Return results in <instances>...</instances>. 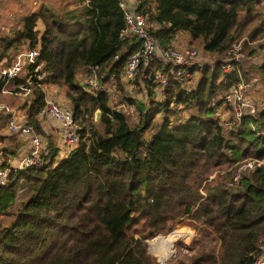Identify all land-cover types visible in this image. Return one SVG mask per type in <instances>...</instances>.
Here are the masks:
<instances>
[{
    "label": "trees",
    "instance_id": "16d2710c",
    "mask_svg": "<svg viewBox=\"0 0 264 264\" xmlns=\"http://www.w3.org/2000/svg\"><path fill=\"white\" fill-rule=\"evenodd\" d=\"M260 3L138 0L153 39L178 45L184 35L190 46L198 41L202 52L218 59L200 68L188 92L172 74L161 101L147 82L148 104L125 96L120 102L134 104L136 118L112 110L109 92L77 78L95 74L98 85L113 80L122 90L121 74L140 42L120 35L125 20L118 0L41 5L22 16L18 27L0 33V67L25 48L39 52L43 79L37 81L27 66L13 82L32 79L19 109L35 131L41 132L44 86L52 85L68 99L80 135L63 158L48 135V152L23 169L7 164L21 148L18 136H0L1 165L9 169L7 182L0 184V264H156L147 241L183 222L197 235L188 247L192 254L179 264H255L264 239V165L239 168L250 158L264 159V59L258 66L261 103L255 96L259 110L240 121L229 115L228 126L218 112L229 88L253 79L241 63L222 58L245 36L254 41L262 35ZM1 114L0 130L8 116ZM150 245L155 251L153 241ZM171 252L172 247L164 249L162 260Z\"/></svg>",
    "mask_w": 264,
    "mask_h": 264
},
{
    "label": "built area",
    "instance_id": "2783aa9c",
    "mask_svg": "<svg viewBox=\"0 0 264 264\" xmlns=\"http://www.w3.org/2000/svg\"><path fill=\"white\" fill-rule=\"evenodd\" d=\"M263 1L264 0H260ZM119 6L123 10L125 28L120 35H134L139 38L140 46L127 59L124 70L121 74V83L128 88L134 86V81L140 78L143 88L146 93L147 101L136 100L142 102L144 105L148 104V95L145 82L151 83L155 98L159 101L163 100V91L168 87L172 74L180 83V86L185 91H190L195 88V74L198 68L214 63L213 59H207L204 52L200 49L190 45H163L161 42L152 38L149 27L148 15L138 11V0H118ZM2 30V24H0ZM241 51V44L233 45V48L228 52L229 59L239 62ZM37 49L25 48L20 51L14 61L10 65L0 67V80L3 82L1 92H8L5 86L13 83L14 80L20 76L23 69L27 66L33 67L34 78L37 81L43 79L44 74L40 72V65L37 63L38 57ZM207 59V63L204 60ZM169 66L170 71L163 72L157 66ZM230 64L224 67V70L230 69ZM31 77L26 79V85L19 84L13 92L18 98H26L30 92L31 87L27 84L31 81ZM97 83L96 75L88 82L89 86L95 90L107 91V89H98L93 84ZM136 83V81H135ZM98 84V83H97ZM253 83L246 80L239 81L236 85L229 88L222 95L223 108L226 112L219 111L220 122L223 126H228L229 121H225L226 117L231 115L232 121H240L242 117L247 115H254L259 110V103L253 93ZM44 92V105L38 112L40 120H53L59 124L60 127V158L67 156L79 143V126L74 121V112L66 101L57 97L47 96ZM11 93V92H10ZM111 109L124 113L126 115L137 116L136 106L128 103V101L119 102L117 105H111ZM8 113L6 118V125L10 132L18 134L22 139L27 141V152L17 161L16 169L27 168L31 165L37 164L41 160V156L48 152V141H46L43 134L35 131V128L25 117L19 116L8 104H0V111ZM222 113V114H221ZM224 116V119L220 117ZM260 165H264V159L250 158L243 165L240 166L239 172L249 169H256ZM9 169L2 167L0 163V184L7 182ZM237 179V175L234 176ZM181 236V235H180ZM179 237V236H178ZM255 264H264V239L258 242Z\"/></svg>",
    "mask_w": 264,
    "mask_h": 264
},
{
    "label": "rangeland",
    "instance_id": "374dc122",
    "mask_svg": "<svg viewBox=\"0 0 264 264\" xmlns=\"http://www.w3.org/2000/svg\"><path fill=\"white\" fill-rule=\"evenodd\" d=\"M74 0H0V24H2V30H0V33L8 32L10 29L18 27L20 25V20L22 16L36 11L41 5H50L55 8H60L64 4H69L70 2H73ZM74 6V5H72ZM256 14L260 16H264V2L261 1L259 7L256 9ZM261 18V17H260ZM262 35L258 37L256 40L251 41L248 37H244L239 41L238 43L241 44V51H240V61L242 67L248 71V76L250 78H253L250 80V82L253 83V93L255 96H257L258 101L261 103V92H262V81L261 76L262 73L259 71L258 66L262 63L264 59V22L262 23ZM248 39L249 41H246V44L243 46L242 40ZM178 45H189L185 36L180 35V38L177 39ZM191 46H194L198 49H201L199 46L198 41H194ZM243 46V47H242ZM260 46V47H259ZM204 54V53H203ZM230 56L233 54L230 52ZM205 58L216 60L218 57L214 56L215 58H212L210 55L204 54ZM207 59L204 60V62L207 63ZM224 62H227L229 60V57L222 58ZM208 65V64H207ZM213 63L209 64L208 66L211 67ZM226 66V65H225ZM224 66V67H225ZM204 67V66H203ZM202 68V67H200ZM200 68H198L197 73L195 74V84H197L198 79L200 78L201 71ZM18 78V77H17ZM21 78V77H20ZM81 82H84L88 84V82L93 78V75H85V73H80V75L77 77ZM97 79V78H96ZM1 81V80H0ZM136 81V83H135ZM134 81V86L131 88H128L126 85L119 84L122 87L121 89H118V85L111 80L110 82H104L103 85H98L97 83H100L99 79H97V83H94L93 86L98 89H107V93L109 92L110 96V105H117L118 102L123 100V98L126 96V98H132L134 100H141L145 102L147 101L146 93L144 90V86L140 81V78H136ZM16 83H9L5 86V89L8 91L6 93L1 92L0 94V104H8L13 110H19V106L24 102L25 98H18L15 97L13 92L16 90V86L14 85ZM26 82L24 83V85ZM30 87L32 82L30 81L27 83ZM89 85V84H88ZM96 85V86H95ZM62 94L63 91L59 90ZM11 92V93H10ZM155 93V92H154ZM66 102L68 104L69 101L66 99ZM139 102V101H138ZM223 107V106H222ZM223 113L226 112L224 109L221 110ZM1 113L3 110L0 111ZM4 113V112H3ZM2 113V114H3ZM1 114V115H2ZM222 114V113H221ZM220 114V117L224 119V116L226 119V114L222 116ZM20 115H23L25 117L24 112L20 113ZM225 119V121H227ZM229 120V119H228ZM54 128V127H53ZM6 132V128L1 129L0 133ZM11 160L13 158H10ZM15 163L14 160V165ZM16 166V165H15ZM19 197L22 199L24 198V194H22V191L19 192ZM178 229H186L185 236H177L176 238L170 237L166 241L165 237L169 236L172 232L178 231ZM197 235V231L190 226L187 222H183L181 224L176 225L173 227L168 233L166 234H158L155 237L149 239L147 241V252L148 254L155 260L156 264H179L180 260H186L187 256H190L192 254V251L188 249V247L191 245V240ZM153 241V245L156 248L155 251L152 250V247L150 243ZM172 247L171 254L163 261V250L166 249L167 251L170 250Z\"/></svg>",
    "mask_w": 264,
    "mask_h": 264
},
{
    "label": "crops",
    "instance_id": "0c3cea01",
    "mask_svg": "<svg viewBox=\"0 0 264 264\" xmlns=\"http://www.w3.org/2000/svg\"><path fill=\"white\" fill-rule=\"evenodd\" d=\"M129 1L132 2V0H129ZM204 54H206V53H204ZM59 90L60 89L58 87H56V86H52V85L44 86L45 95L57 97V98H59V99H61L63 101H66L65 95L62 94ZM0 94H2L1 91H0ZM20 99H22V98H20ZM16 112H17V114L19 116L24 117L23 115H20V113L24 112L23 110L19 109L18 111L16 110ZM38 120H39V123L41 125V133L45 137L46 141H48V135H52L54 137L55 143L57 144V146L59 148L60 147V140H61V138H60L61 131H60L59 124L56 121H53V120H40L39 118H38ZM4 128H6L7 131L6 132L4 131L3 134L0 133V136L8 134V133H12V132H10L8 130L6 122H5V127ZM13 134H15V133H13ZM16 135L18 136V138L21 141L22 145H21V148L18 151L17 155L15 157H13V159L7 163L8 165H10L11 163H14V160H15V163H16L27 152V149H28L27 141L22 139L18 134H16ZM59 155H60V152H59ZM1 157L2 156H0V163H2V158H3V157L2 158Z\"/></svg>",
    "mask_w": 264,
    "mask_h": 264
},
{
    "label": "water",
    "instance_id": "95a60500",
    "mask_svg": "<svg viewBox=\"0 0 264 264\" xmlns=\"http://www.w3.org/2000/svg\"><path fill=\"white\" fill-rule=\"evenodd\" d=\"M99 117H100V110L98 109L94 112V118H93L94 122H97L99 120Z\"/></svg>",
    "mask_w": 264,
    "mask_h": 264
}]
</instances>
